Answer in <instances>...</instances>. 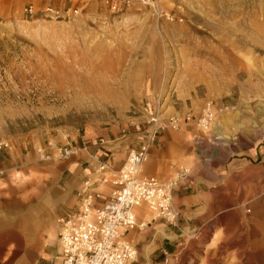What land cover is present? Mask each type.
<instances>
[{
    "label": "rangeland",
    "instance_id": "1",
    "mask_svg": "<svg viewBox=\"0 0 264 264\" xmlns=\"http://www.w3.org/2000/svg\"><path fill=\"white\" fill-rule=\"evenodd\" d=\"M156 3L172 21L136 4L111 13L102 0L68 21L26 18L25 4L0 18V142L28 148L62 132L101 139L142 133L152 117L189 118L204 167L228 173L243 212L237 239L214 240L206 256L211 264H264V0ZM208 109L215 120L202 131L197 120ZM255 203L258 239L249 221ZM209 230L185 238L181 264H206ZM18 246L7 241L0 264L6 256L3 264H24ZM233 248L243 255L226 252Z\"/></svg>",
    "mask_w": 264,
    "mask_h": 264
},
{
    "label": "crops",
    "instance_id": "2",
    "mask_svg": "<svg viewBox=\"0 0 264 264\" xmlns=\"http://www.w3.org/2000/svg\"><path fill=\"white\" fill-rule=\"evenodd\" d=\"M96 1L0 0V18L14 15L24 4L39 8L46 4L57 8H82ZM179 125L178 130L165 128L152 136L149 159L141 170L142 177L158 181L173 179L175 167L182 166L189 170L186 179L178 181L173 192V204L179 211V220L175 226L156 221L144 231L129 233L127 239L138 251L134 264H181L183 256L180 254L185 238L202 236L200 232L205 226L211 230L203 235L207 239L204 259L206 264H211L213 260L206 256L207 247L214 240L223 243L228 239H237V233L243 227L242 206L236 205L238 201L231 200L238 195V186L233 188L229 184L228 173L221 172L220 166L204 167L200 152L194 141L189 139V121L182 118ZM151 133L152 127L148 126L142 133L121 136L106 131L99 134L101 139L89 140L84 136L72 135L71 139L77 143L83 139L87 143L101 141V145L66 160L50 158L54 157L52 147L65 144L67 134L63 132L39 139L28 148L11 147L1 151L0 215L13 217V220L6 223L0 220V233L10 231L6 239L2 238L0 254L7 241H15L21 248L22 263L48 264L57 252L56 219L75 210L78 205L77 193L85 178L97 180L99 177L94 172L90 154L105 161L113 170H119L129 153L149 140ZM15 174L22 175L23 181L12 178ZM14 180L25 186L20 188L10 182ZM28 184L31 186L27 187ZM110 189L109 185H96V190L104 196L109 194ZM258 209L256 203L252 204L253 216L249 217V221L253 239L260 237ZM229 211L235 212L228 215ZM146 213L143 211V214ZM146 219L149 220L150 216L146 215ZM226 252L229 255H243L238 248ZM9 258L4 257L2 264L7 263ZM215 263L218 264L217 261Z\"/></svg>",
    "mask_w": 264,
    "mask_h": 264
},
{
    "label": "built area",
    "instance_id": "3",
    "mask_svg": "<svg viewBox=\"0 0 264 264\" xmlns=\"http://www.w3.org/2000/svg\"><path fill=\"white\" fill-rule=\"evenodd\" d=\"M111 13H119L133 5H139L151 11L156 19L173 18L158 6L156 0H102ZM81 9L57 8L50 4L36 7L32 4L22 9V15L29 19L44 18L53 21H68L77 17ZM182 119L170 116L163 123L158 117L150 118L152 133L149 140L137 150L131 151L119 170H113L105 161L90 154L94 162L97 180L85 178L77 193L78 205L75 210L58 217V249L48 264H134L138 251L127 239L129 233L144 231L156 221L175 226L179 220V211L173 204V192L178 181L186 179L189 170L175 167L173 179L158 181L141 176L143 165L149 159L152 136L165 128L178 130ZM215 120L212 110H206L197 120V127L207 131ZM189 121V118L185 119ZM65 144L54 146V157L66 160L81 151L89 152L101 141L87 143L80 139L73 141L69 134ZM9 142H0V152L11 148ZM1 174V172H0ZM111 187L107 196L96 190V185ZM146 211V214H143ZM146 215L150 219H146ZM167 263V260H164Z\"/></svg>",
    "mask_w": 264,
    "mask_h": 264
}]
</instances>
